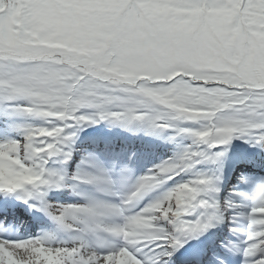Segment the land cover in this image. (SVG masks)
I'll return each instance as SVG.
<instances>
[{
  "label": "snow or ice",
  "instance_id": "6c2138e0",
  "mask_svg": "<svg viewBox=\"0 0 264 264\" xmlns=\"http://www.w3.org/2000/svg\"><path fill=\"white\" fill-rule=\"evenodd\" d=\"M0 101L40 121L0 140V194L24 203L61 187L50 163L71 159L79 127L147 121L193 140L118 203L48 204L71 238L0 237V264H169L225 218L242 264H264V178L222 205L218 177L198 169L234 138L264 146V0H0ZM75 179L111 183L106 173Z\"/></svg>",
  "mask_w": 264,
  "mask_h": 264
},
{
  "label": "rangeland",
  "instance_id": "374dc122",
  "mask_svg": "<svg viewBox=\"0 0 264 264\" xmlns=\"http://www.w3.org/2000/svg\"><path fill=\"white\" fill-rule=\"evenodd\" d=\"M0 111L4 113L3 119L0 118V140H5L9 138H16L19 139L23 134V128L31 125L32 122H35L33 118L23 115V114H13L9 110V106L5 103L0 101ZM6 116L10 117L13 120V124L16 128V130L21 131V133H10V128L8 125L10 123H7ZM138 125L143 127L141 128V131L145 134V131L148 133L151 132V129L149 128L147 121L138 122ZM145 125V127L143 126ZM127 124L124 123H113L110 121H99L95 124H89L85 125L83 127H80L75 131L76 135L74 138V141L70 144V146H75V148L72 150L71 159L68 160L66 163L61 162V160L56 159L53 160L50 163V167L55 169L64 177L63 181L61 182V187L59 188H53L51 190H62L64 191V194L62 193H56L55 195H50L51 198H54L55 200H59L58 204H69V203H81L86 197H88V194L92 192V189L87 183H80L75 179V176L77 174H84L89 173L93 174L92 171L94 168H92V164L95 163V161H99V164L96 165L102 166V169L104 170L110 164L108 162L102 161L100 158H103L101 156V152L97 151V153H92L90 150L98 149L106 154H112L115 152L118 153H133L139 152V154H144L146 152H151L153 149L160 152V157L155 156L152 153V157L150 158V161L147 165L152 164L156 160H160V162L168 161L175 159L179 157L185 150L188 145L181 144L180 136L181 134L178 133L176 140H171L172 147H167L164 145L162 149L159 147L161 144V141H158L154 138V135L151 136L150 141L146 140L140 141L142 138L135 137L134 131L135 128L129 127L128 129ZM114 129V130H112ZM137 130H140L139 127H136ZM174 130V129H171ZM111 132V134H109ZM171 132V131H169ZM145 137V136H144ZM161 138V137H160ZM254 141L251 138H236L233 139L228 145L221 146L220 148L215 149L214 151H224V156L217 161L216 163L207 164L204 167H198L201 171H206L210 175H213L215 177H218V180L220 179V175L223 177V191L221 195L219 196V200L221 201V204L223 205V201L230 198V194L234 189H239L245 191L244 186L246 182H248L249 179H253L255 177L258 178H264V151L262 153L256 152L254 154ZM264 147V146H263ZM84 148H87L86 155L85 151L83 154L80 153V150H84ZM178 148H181L180 151ZM226 149V150H225ZM237 152V156L240 160H237L236 163L237 167L236 170H232L230 168V163L234 157L232 155L227 154L229 152ZM250 151H252L253 155L252 158L254 160L253 163L251 161V158L249 159ZM146 155V154H145ZM107 156V155H105ZM251 156V155H250ZM148 158H146L148 162ZM260 164H257V162ZM56 166V167H54ZM227 166L229 170L227 169ZM153 167V166H152ZM152 167L149 168L153 169ZM147 170V171H149ZM94 172V171H93ZM190 173H185L181 176H178L175 180L169 181L162 185L164 187V190L162 193H160V196L163 195L167 190L172 188L176 183L180 182L181 180L188 179L187 176H190ZM225 178L228 179V183L225 185L224 181ZM244 184V185H243ZM50 191V190H49ZM48 195V193L46 194ZM39 197V195H36ZM158 196V197H160ZM157 192L154 196H152L153 199L158 198ZM146 202V201H145ZM44 212V220H49V215L47 211L43 209ZM49 216V217H48ZM51 218V217H50ZM52 219V218H51ZM226 225L232 228V225L228 222V219L225 218L224 220ZM56 222V221H55ZM57 223V222H56ZM58 224V223H57ZM61 231V226L58 224ZM47 232L55 233L57 234V231H53L52 227L45 226ZM65 231V230H64ZM241 238V237H240ZM239 255L241 253L239 252ZM242 256V255H241Z\"/></svg>",
  "mask_w": 264,
  "mask_h": 264
},
{
  "label": "bare ground",
  "instance_id": "6f19581e",
  "mask_svg": "<svg viewBox=\"0 0 264 264\" xmlns=\"http://www.w3.org/2000/svg\"><path fill=\"white\" fill-rule=\"evenodd\" d=\"M159 131H162L163 134H160ZM169 131H171V129H156V130L153 131L154 138L156 140H158V141H161V144L159 145V147L161 149L166 144V142L168 141L167 138H166V132H169ZM262 151H264V147L263 146H261V152ZM227 154H230V155H232V157H234V159H232V161L230 163V168H234V166H235L234 162H237V160H240V158L239 157H236L238 155L237 152L233 153L231 151V152H229ZM133 159L136 161V157H134ZM106 160H107V158H104V161H106ZM227 169L229 170L228 166H227ZM109 173H111V171ZM130 173H131L130 171H119V172H117V176H119V180L116 179V178H115V180L119 184V186H118L119 187V189H118L119 192H123L122 195H118L117 194V198L119 200L123 196H125L124 195L125 193L127 194V192H126L127 190H124V187L125 186H128L129 190L131 191L133 189V186H134L135 182H136V181H130V177H131V174ZM115 176H116V171H115ZM222 180H223V178H222ZM113 183H114V181L111 180V183L110 184L98 185V191H97L96 195L97 196H101V197H104L105 195H107V196L111 197V199H115L116 197L114 195V190L112 189ZM126 183H128V184H126ZM227 183H228V179L225 178L224 184L226 185ZM101 187H103L105 189V191H100V188ZM153 190L154 191L156 190L157 197H158V196H160V193L163 192L164 187L163 186H159V187H157V188H155ZM148 196H149V194L147 193V194H145L144 197H148ZM18 206H19L18 204H12V206L8 207L5 204H3V203L0 202V217H2L3 221L6 220V223H8V224H10L12 226L18 225L19 226L18 230L23 232V229H25L26 227H28V228L31 227V223L26 222L25 220H21L20 219L21 216L15 214V209ZM0 234H1V232H0ZM61 234L63 235L65 233H61Z\"/></svg>",
  "mask_w": 264,
  "mask_h": 264
}]
</instances>
